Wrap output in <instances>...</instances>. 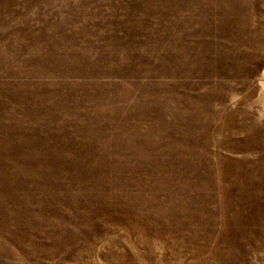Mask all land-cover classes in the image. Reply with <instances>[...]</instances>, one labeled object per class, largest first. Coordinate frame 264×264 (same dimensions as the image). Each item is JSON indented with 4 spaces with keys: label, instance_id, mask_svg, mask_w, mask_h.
I'll return each instance as SVG.
<instances>
[{
    "label": "rangeland",
    "instance_id": "obj_1",
    "mask_svg": "<svg viewBox=\"0 0 264 264\" xmlns=\"http://www.w3.org/2000/svg\"><path fill=\"white\" fill-rule=\"evenodd\" d=\"M0 264H264V0H0Z\"/></svg>",
    "mask_w": 264,
    "mask_h": 264
}]
</instances>
